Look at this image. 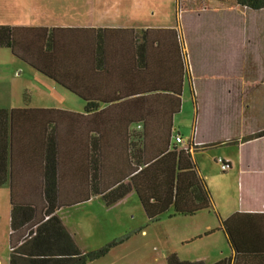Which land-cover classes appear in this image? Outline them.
I'll return each instance as SVG.
<instances>
[{"label":"trees","instance_id":"1","mask_svg":"<svg viewBox=\"0 0 264 264\" xmlns=\"http://www.w3.org/2000/svg\"><path fill=\"white\" fill-rule=\"evenodd\" d=\"M237 3L251 11L264 10V0ZM0 48L9 49L17 60L81 99L85 112L107 107L95 116L117 106L105 96L111 88L93 87V81L103 74H114L108 72L110 63L121 66L118 78L124 86H133L139 78L158 81L154 89L131 87L126 93L166 96L158 108L164 117L108 118L103 131L95 127L91 165L80 169L83 180L78 184L69 165V148L74 142L69 131L48 140L44 159L38 162L35 158L34 164L24 165L22 176L16 166L14 122L17 113L29 110L0 109V186L9 182L12 207L9 264H89L103 257L108 248L82 249L76 234L58 215L59 210L88 203L92 197H100L110 207L135 193L149 222L170 209L174 216L211 209L212 195L198 175L191 146L184 150L171 144L173 115L181 110L186 75L176 30L148 28L135 35L132 30L0 26ZM122 91H118L119 97ZM129 125H141L142 130L128 133ZM75 189L82 193L76 195ZM219 229L233 257L214 264H264V214L236 213ZM167 263L205 264L182 261L176 254L169 255Z\"/></svg>","mask_w":264,"mask_h":264},{"label":"crops","instance_id":"2","mask_svg":"<svg viewBox=\"0 0 264 264\" xmlns=\"http://www.w3.org/2000/svg\"><path fill=\"white\" fill-rule=\"evenodd\" d=\"M94 6L92 0H76L74 8L78 11H74L70 21L66 22H64V20L58 21L55 19L53 17L54 11L51 8H48L50 6H46L44 9H39L38 13L37 10L22 11L21 14L17 13L16 15H21L19 19L3 22L2 25L43 27L48 29L73 28L132 30L135 35H140L142 30L148 28L174 29L179 33L178 36L181 32L186 45L185 52L187 53L188 63L187 69L186 65L184 67L190 72H186L183 79L181 110L177 115H173L171 144L184 150L190 145L192 160L193 154L202 151L203 149L201 147L203 146H206L204 149L206 150L208 147H214L221 142V144L228 143L238 148L240 158L237 159V164L233 165L231 161L228 162L230 164V169H232L233 166L238 168L240 200L237 207L231 212L218 209L220 222L219 228L223 221L236 213L264 214V160L263 165L258 166L256 164L255 166L251 160V152L250 154L246 152L247 148L250 149L253 145H258L260 143H263L264 145V135L262 137H254L257 134L264 132V111L260 110L264 106V10L251 11L244 9L238 5L237 0H216L213 4L214 14L203 16L204 20L201 23L203 27L205 26L206 28L204 31H196L195 25H191V23L190 26L188 23H182V29H180V31L178 23L177 25L172 23L162 25L145 24L136 27L131 25H119L109 21H101L104 19L94 21ZM193 29L195 31L191 32ZM4 49L6 48H0V51ZM120 68L121 66L119 64L110 63L108 65V72L110 71L114 74L109 75L108 77L103 74L101 78L93 81L94 88L96 87L100 90L111 88V91H108L111 93H107L105 96L107 97L109 95L108 101L117 102V106L114 109L102 116H95V114L100 110L107 108L106 106L102 105L96 113H87L85 112V103L74 102V100L68 98L69 96H62L59 92L61 89V91H65L68 95L73 94L61 88L54 82L44 78L30 68L35 75L33 76V80L36 83L50 90L55 96L57 95L59 101L61 100V97L62 99L64 97L68 103L67 105H47L45 102H50L51 100L48 101L43 99L35 104L31 102L27 105L25 103H20V101L17 100L16 102L12 101L10 106L0 107V109L6 110H29L17 113L16 121L14 122L16 142L18 143V148H16V166L20 169V174L22 176L26 172V167L24 165L34 164L33 160H35V158H37L38 162H40V159H44L46 156L48 140L55 138L56 135H65V133L69 131V136L72 141H74L72 147L69 148V165L74 170V183L78 184L83 180V175L79 173L80 169L84 165L86 169L91 165V157L93 155L92 140L96 133L95 127H98L99 130L103 131L105 129V119L116 118L121 120H135L143 117H164L162 110L158 109L161 107L159 104L162 101V96H165L163 95L164 93H160L161 95H159V93L135 95L137 93H126L128 91L125 90L126 88L130 89L131 87L132 89H135L136 87H152L154 89L158 86V81L155 79L143 78L144 80H142V78H139L136 81L134 80V83L132 84L133 86H124L118 78V71ZM21 69L22 68L19 67L16 71ZM190 73L192 79H190ZM19 74H21V71ZM187 89L190 93V97L187 96ZM120 90H123L122 92L124 94L119 97L118 91ZM223 90L229 93V95H227L228 97L226 96L225 99H228L229 102L240 105L239 112L241 111L240 115L245 120L240 124L242 130L236 131L233 136L223 141H217V138L209 137L210 135L207 130L211 128L205 123L207 114L205 113L204 104L216 103L218 93H221ZM189 98L192 101L196 116L193 125L190 128L179 129L176 120L181 114V111H183L184 105ZM167 99H169L167 101H170L171 98L167 97ZM54 102L55 100H53V103ZM120 104L128 105L121 106ZM168 106L170 107L169 103ZM98 117L101 119L99 122L97 119ZM126 130L128 133H139L142 130V126L129 125ZM178 135L182 137L184 145L176 144L175 137ZM236 135L245 136V139H243V137H235ZM186 136L189 138H186ZM230 138H232V140L234 139V141L236 140V143L232 142ZM193 162L196 164L194 160ZM197 171L199 175L198 167ZM87 174L88 172L86 170L85 180H87ZM199 177L202 178L200 175ZM7 185L9 189V208L6 224L9 228L6 227L7 229L4 232L7 238L9 264V235L11 231L10 223L12 207L10 203L9 182L7 181V183L2 186ZM73 193L78 195L82 193V190L75 189ZM132 195L136 196L135 193H130L122 201ZM93 198L100 197H92L91 199ZM214 206L215 204L213 202L211 209L200 211L195 215L209 212ZM171 210L173 211V209H170L168 212ZM59 212L60 210L58 211V215ZM215 226L216 227L207 225L203 231L204 234L206 233L204 236H210L217 231H221L220 229L217 230V225ZM4 232L2 233L3 237ZM202 235L203 233H198L192 238H194V240L201 239ZM229 250L231 252L229 258H231L233 257V251L230 247ZM221 260L224 259H218L214 261L213 264ZM203 262L206 264L205 261ZM0 264H2V261H0Z\"/></svg>","mask_w":264,"mask_h":264},{"label":"rangeland","instance_id":"3","mask_svg":"<svg viewBox=\"0 0 264 264\" xmlns=\"http://www.w3.org/2000/svg\"><path fill=\"white\" fill-rule=\"evenodd\" d=\"M92 1L95 5L94 21L104 19L101 21L136 27L145 24L177 25L178 23L179 30L182 29V23H188L189 26L191 23L195 25L196 31H204L206 28L201 23L204 20L203 16L214 14L213 4L216 0ZM75 2L76 0H0V26H4L3 22L19 19L21 15H16L17 13L31 10H37L38 13L39 9H44L46 6H50L48 8L54 11L53 17L58 21H70L73 12L77 10L74 8ZM193 31L195 30H191ZM178 41L182 46L187 69L186 45L181 32ZM19 67L22 69L16 71ZM20 71L21 74H19ZM33 76H35L33 71L26 64L16 60L9 50H1L0 107L10 106L12 101L17 100L28 105L43 99L51 100L45 102L47 105H67L68 102L64 97L63 99L61 97L59 101L57 95L36 83ZM61 90L59 92L62 96H69L68 98L74 102L84 104L78 97L68 95ZM186 93L190 97L188 89ZM227 95L229 93L223 90L218 93L216 103L204 104L207 114L205 123L211 128L207 130L210 135L207 136L217 138V141H223L233 136L236 131L242 130L240 124L245 120L240 115V105L225 99ZM53 100H55L54 103ZM260 110L264 111V106ZM195 116V110L189 98L176 120L177 127L190 128ZM257 136L258 134L254 137ZM235 137L245 139V136L241 135ZM186 138L189 137L186 136ZM230 140L236 143V140L232 138ZM246 152L249 154L251 152V160L255 166L263 165V143L247 148ZM239 158L236 146L228 143L221 144V142L193 154L199 175L205 179L215 204L209 212L194 216H174L171 210L159 220L149 222L136 196L132 195L111 207H108L103 199L93 198L88 203L60 210L59 216L67 227L72 228L76 234L77 243L82 249L94 252L108 248V252L103 257L89 264H168L167 257L171 254H176L182 261L203 260L206 264H213L218 259L229 258L231 252L221 231L206 237L203 231L207 225L213 227L217 225L218 230L220 223L218 209L231 212L240 200L238 168L233 166L232 169L224 172L218 160L231 161L235 165ZM8 191V185L0 186V261L2 264H8L7 238L4 232L6 227L9 228L6 224L9 208ZM198 233H203L202 238L194 240L192 237Z\"/></svg>","mask_w":264,"mask_h":264},{"label":"built area","instance_id":"4","mask_svg":"<svg viewBox=\"0 0 264 264\" xmlns=\"http://www.w3.org/2000/svg\"><path fill=\"white\" fill-rule=\"evenodd\" d=\"M175 142H176V144L184 145V141H183V139H182V137L180 135L175 137ZM187 148L188 147H186V149ZM218 163L222 166L223 171H227L228 169H230V164H229L228 161L223 160V159H219Z\"/></svg>","mask_w":264,"mask_h":264}]
</instances>
